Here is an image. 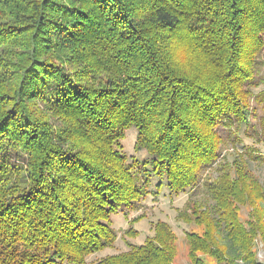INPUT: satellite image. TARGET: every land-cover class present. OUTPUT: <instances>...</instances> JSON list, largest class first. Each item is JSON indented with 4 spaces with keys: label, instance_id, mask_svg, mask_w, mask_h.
<instances>
[{
    "label": "trees",
    "instance_id": "1",
    "mask_svg": "<svg viewBox=\"0 0 264 264\" xmlns=\"http://www.w3.org/2000/svg\"><path fill=\"white\" fill-rule=\"evenodd\" d=\"M263 51L264 0H0V264H87L152 177L178 196L212 166L178 213L188 263L263 264L264 184L217 131L238 142ZM176 240L158 223L92 264H174Z\"/></svg>",
    "mask_w": 264,
    "mask_h": 264
},
{
    "label": "rangeland",
    "instance_id": "2",
    "mask_svg": "<svg viewBox=\"0 0 264 264\" xmlns=\"http://www.w3.org/2000/svg\"><path fill=\"white\" fill-rule=\"evenodd\" d=\"M256 60V66L253 67L255 79L252 86L249 87L246 97L247 118L245 122L239 124L237 130L234 126L231 131L232 138L237 135L238 142H232L227 128L219 126L217 131L224 141L220 146V159L233 164L239 154L244 155L248 169L264 184V51L256 56ZM136 135L135 128H131L125 132V137L121 142L122 151L128 158V163L132 161V157L139 162L148 159L144 151H135ZM257 156L260 159H256ZM212 167L202 171L197 189L188 190L178 196H171L165 188L156 193L155 185L158 181L152 177L149 186V191L152 194H149L139 205H136L134 211H121L111 217L112 226L117 235L115 243L112 247L88 257L87 264H92L109 255L128 251L130 245L143 244L154 236L155 227L158 223L166 224L176 235L177 256L174 264H189L186 258L185 233L188 230H196V228L193 224L183 223L178 218V213L184 209L190 200L204 201L206 196L202 192V180L217 176L216 169ZM246 212L245 208L242 209L241 215L244 217ZM136 218H138L137 221L134 220ZM258 257L259 261L264 264V250L262 248L258 250Z\"/></svg>",
    "mask_w": 264,
    "mask_h": 264
}]
</instances>
